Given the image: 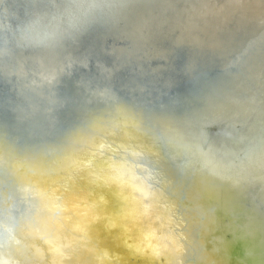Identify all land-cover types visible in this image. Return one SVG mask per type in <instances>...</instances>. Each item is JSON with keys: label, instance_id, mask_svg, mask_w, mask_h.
I'll return each instance as SVG.
<instances>
[{"label": "water", "instance_id": "water-1", "mask_svg": "<svg viewBox=\"0 0 264 264\" xmlns=\"http://www.w3.org/2000/svg\"><path fill=\"white\" fill-rule=\"evenodd\" d=\"M81 50L105 70L62 79L55 125L0 139L36 222L0 261L264 264V0H127Z\"/></svg>", "mask_w": 264, "mask_h": 264}, {"label": "clouds", "instance_id": "clouds-1", "mask_svg": "<svg viewBox=\"0 0 264 264\" xmlns=\"http://www.w3.org/2000/svg\"><path fill=\"white\" fill-rule=\"evenodd\" d=\"M127 0H0V110L11 120L0 127V139L8 131L24 127L28 130L54 126L57 111L66 106L68 98L58 91L65 77H72L76 68L103 72L105 65L93 61L92 52L81 50L82 40L96 30L118 22ZM77 83H84L81 77ZM97 129L90 120L70 130V137L92 136ZM125 159L142 162L131 151L120 149ZM0 195V244L7 246L13 235L19 236L34 228L32 212L17 193L20 183L18 165L5 152ZM139 171V169H137ZM34 211V210H33ZM3 264V261H0Z\"/></svg>", "mask_w": 264, "mask_h": 264}]
</instances>
